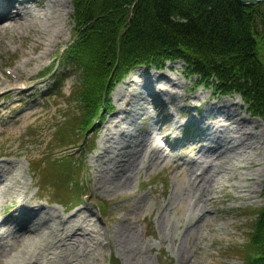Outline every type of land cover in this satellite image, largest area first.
Listing matches in <instances>:
<instances>
[{
	"label": "trees",
	"instance_id": "trees-1",
	"mask_svg": "<svg viewBox=\"0 0 264 264\" xmlns=\"http://www.w3.org/2000/svg\"><path fill=\"white\" fill-rule=\"evenodd\" d=\"M82 1L88 20L81 22L90 23L85 35L102 37L112 31L117 37L121 27L119 44L99 42L105 60H121L126 64L124 69L149 60L174 58L192 63L196 73L213 76L219 83L235 85L239 79L259 82L256 71L262 68L264 13L258 5L242 7L236 0H138L129 9L135 0ZM95 40L93 36L82 38L77 49H87ZM84 80L95 88L103 87L106 74L99 68L93 69L85 74ZM254 92L259 102L264 103L260 87L254 88ZM259 225L262 254L264 214Z\"/></svg>",
	"mask_w": 264,
	"mask_h": 264
},
{
	"label": "rangeland",
	"instance_id": "rangeland-1",
	"mask_svg": "<svg viewBox=\"0 0 264 264\" xmlns=\"http://www.w3.org/2000/svg\"><path fill=\"white\" fill-rule=\"evenodd\" d=\"M63 26V23L61 21L53 22V24L48 25L47 29L45 30L46 35L37 34L36 29L37 27L33 24H19L18 27H14L10 29L8 32L0 31V64L7 65L10 67V65H15L19 62H22L24 58L29 57L31 55H35L43 49H45L46 45L50 42V40L55 39V31ZM70 39L69 34H67L64 37V40H57L58 45V51H60L61 47H64L66 42ZM52 42H56V40H53ZM58 55V54H57ZM46 60V58H45ZM172 66V65H171ZM173 71H169L168 68H165L162 72L165 73L168 76L171 77H179L177 90L182 91L185 87V81L180 76L179 68L178 66H173ZM135 79V78H134ZM69 84H67L65 88V92H67ZM118 90V89H117ZM192 92V91H190ZM197 99V100H191L189 104H191L192 107L194 105L202 103L201 106V115L199 118H204L207 115H212L215 119H210L207 121L205 118L204 121L208 123L212 128H215L216 124H220L223 126H226V119H231L233 121H236V119L239 117H245L247 122L246 124H241V127L245 129H253V126H257L254 130L256 133H254L252 136L248 137V140L252 143V146L257 149L255 150H249L248 145H239L237 150H242L244 155L249 158L253 159L254 163L257 162H264V118L255 116L252 114V112L249 110L247 111L246 106L243 104L241 98L237 94H231L227 96H213L210 95V93H201L200 90H197L193 93V95H185L180 100L183 101L184 99ZM57 105V108H54L49 111V114H54L57 117H60V119L63 120L65 123L69 118L67 117L68 113L67 111H64L66 104L63 102L62 97H57L55 99ZM53 103V104H56ZM132 103L131 109L135 111H143V108L145 104L142 102L141 99H135ZM223 105L225 109L218 110L220 113H217L215 110H211L212 107ZM11 106H9L10 108ZM11 109H6V112L9 113ZM189 112V110H186ZM64 116V117H63ZM63 117V118H62ZM142 115H139L138 119L135 121V124L131 126L133 129V137L135 139H140L145 136L144 134H139V132L135 129V127L140 126L139 120L141 119ZM146 118V116H145ZM40 120V119H38ZM145 121V120H144ZM232 131H231V126ZM227 127H224L225 134L227 133L228 138H232L234 140L235 135L238 136L240 134V130H238V126L236 123L232 122ZM22 129L24 128L23 125L21 126ZM223 128V127H222ZM221 129V128H220ZM149 129L147 130V132ZM187 148L183 151H179L177 149V152L175 154H178L182 156V159H189L190 156H195L196 151L198 150L199 146L195 145V148L191 149L192 146L187 145ZM262 147V148H261ZM3 148V144L0 143V149ZM142 144L139 147H135L133 150V154L131 157V164H127L124 167H118L117 172L113 174L114 178L117 177H123L124 181H120L119 185H117L113 190L106 192L108 198H114L117 196L125 195L130 196L133 193V187L136 186L137 182V171L140 167V159L139 156L142 153ZM39 146L34 147L32 157L36 158V163L38 162L37 158L41 155ZM14 151H17V148L15 146ZM237 154V152H236ZM237 159V155L235 157ZM122 162L124 161V157L121 158ZM261 162V163H262ZM232 164L238 165L234 173H228L220 175L219 179V187H215V191L217 193V196L221 197V203L222 207L228 208L233 203L239 204L238 202H234L230 197H234L237 195H240L243 198L244 201H241L242 203L249 205L247 206V209L249 208H260L264 204V200L262 196L260 195V188L263 186H260L258 184V180L260 177L263 176L264 178V167L257 168L254 170L251 168L250 170H245L242 168L244 165L243 162L239 161H232ZM122 169H125L126 172H130L131 170L134 171L132 178L125 179V175H121ZM253 176L254 183H257V185L249 186L248 183L243 182V179L246 177ZM111 177V179H114ZM129 178V177H128ZM116 181V180H114ZM264 181V180H263ZM187 184L184 178H181L179 182L177 183L176 191L180 189L181 186ZM239 184H247L250 189H248L245 192H242L243 189L239 187ZM221 187H224V189L219 192ZM138 195L132 196V201L127 205L125 210L119 215V217L125 216L127 212H129V216L131 219H136L141 214V208L143 206V202L141 200H138ZM178 196L179 198L175 197ZM174 196V202L176 205L181 207L185 203V197L178 193H176ZM10 195L7 194L6 198L9 202ZM173 195H171L170 201L172 199ZM171 203V202H170ZM172 206V203H171ZM236 211H229L226 213L224 217H221L219 215L216 218H211L209 220L210 228L212 229V232L208 234L206 237L207 244L203 252H198L197 254L193 253V251L190 249L193 245V241L197 239L199 236L198 232H195L193 234V239L191 240L190 237H187L186 243H188V248L185 246H174L171 250V254L173 253L176 257L175 264H181L182 261L179 259V254L182 252L183 257L189 258V261L185 264H241V259L239 257H234V253H232L229 249H226V245L228 243L231 244H241L245 243L247 241V232L250 227V218H236L235 217ZM250 214H253V211L250 212ZM171 212H166L164 215L160 217L162 222H167L172 220L171 219ZM172 223V221H171ZM178 233L177 229L171 230L170 235L175 236ZM132 244H142L144 240L138 238L137 236L135 239H132L130 241ZM28 246V247H27ZM31 243H27L24 249L26 251L28 248H30ZM105 250H102L101 252H104ZM118 253V251L116 250ZM125 253V252H124ZM137 250H130L128 254L121 253L117 257L120 258L122 264H135L139 258V255L136 256ZM119 254V253H118ZM194 255H196L197 259L194 258ZM26 252H18L16 250H10L8 253H4L1 255L2 259L0 260V264H20L21 261L25 258ZM155 253L151 252L150 250H144L142 253V257L145 258L149 264H158L156 263L155 259Z\"/></svg>",
	"mask_w": 264,
	"mask_h": 264
},
{
	"label": "bare ground",
	"instance_id": "bare-ground-1",
	"mask_svg": "<svg viewBox=\"0 0 264 264\" xmlns=\"http://www.w3.org/2000/svg\"><path fill=\"white\" fill-rule=\"evenodd\" d=\"M39 4H41V3H39ZM22 17H21V15L19 14V13H17V14H15L14 15V17H11V18H9V19H11L13 22H16V21H18V20H20ZM243 122H245V120L243 121ZM243 143H246V144H249V141H246V142H242V143H237V146H239L240 144H243ZM139 145H141V144H138L137 145V147L139 146ZM130 160H128L127 161V163L129 162ZM197 180H199V181H202V182H204V181H207L208 179H207V176L205 175V173L202 171L199 175H197L196 177H195V181L194 182H196ZM41 209H43V208H41ZM45 212V211H44ZM36 224L34 223V222H32V224H28V225H26V226H24V227H22V228H24V229H27V228H32V227H34ZM21 228V227H20ZM83 227L82 226H80V229H82ZM19 229V228H18ZM75 234H76V232H73V233H71V234H66L63 238H61V240H63V241H66V240H73V242L75 243V244H79V243H81V239L79 238V237H75ZM130 234H131V232H127V231H125V230H123L122 231V233H121V239L124 241V243H125V248H123V251H126V250H130L131 248H132V243L131 244H128L129 242H130ZM5 246H2V245H0V249H2V248H4Z\"/></svg>",
	"mask_w": 264,
	"mask_h": 264
},
{
	"label": "water",
	"instance_id": "water-1",
	"mask_svg": "<svg viewBox=\"0 0 264 264\" xmlns=\"http://www.w3.org/2000/svg\"><path fill=\"white\" fill-rule=\"evenodd\" d=\"M258 1H260V0H249V1H242V0H239V2H240L241 4L254 3V2H258Z\"/></svg>",
	"mask_w": 264,
	"mask_h": 264
}]
</instances>
